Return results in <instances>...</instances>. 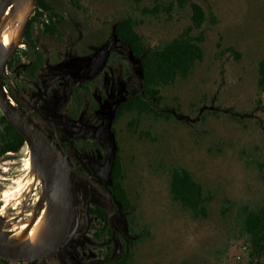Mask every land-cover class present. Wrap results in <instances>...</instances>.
<instances>
[{"label": "rangeland", "instance_id": "obj_1", "mask_svg": "<svg viewBox=\"0 0 264 264\" xmlns=\"http://www.w3.org/2000/svg\"><path fill=\"white\" fill-rule=\"evenodd\" d=\"M51 1L65 15H84L77 16L80 27L61 28L53 38L43 32L41 21L34 23L33 32L48 55L58 52L61 63L79 56L83 46L78 38L85 25L88 44L101 49V60L87 63L92 81L70 97L68 121L76 125L62 121L61 128L67 139L76 137L77 157L93 170L107 171L114 155L122 157L130 206L113 221L134 242L128 264H264V242L253 252L245 229L249 213L264 204V86L259 83L264 0H97L85 3L84 13L72 9L68 0ZM193 4L205 11V21L191 31L202 40V61L188 78L160 87V102L151 100L159 115L132 112L114 123L111 107L142 87L140 61L126 44L110 40L115 24L132 17L148 46H162L192 28ZM36 11L41 9L35 0L33 14ZM20 47L29 55L20 53L17 67L35 58L23 41ZM5 76L6 89L14 86L29 112L35 111V101L45 89L27 73L12 81L6 68ZM79 81L76 76L64 78L49 93L58 95L64 85V95H69ZM36 124L57 140L51 126ZM180 167L203 186L206 216L196 217L172 198L171 171ZM49 191L27 144L0 156V240L9 242L10 233L3 229L43 217L50 205ZM114 208L108 200L107 215ZM92 220L87 238L94 239V230L105 223ZM95 243L77 246L75 257L68 245L58 256L89 261L105 254L108 244L117 258V250L122 253L126 246L109 236L103 244Z\"/></svg>", "mask_w": 264, "mask_h": 264}, {"label": "trees", "instance_id": "obj_2", "mask_svg": "<svg viewBox=\"0 0 264 264\" xmlns=\"http://www.w3.org/2000/svg\"><path fill=\"white\" fill-rule=\"evenodd\" d=\"M95 1L97 0H68L72 9L78 12L81 11L82 13L85 11V3ZM131 1L140 3L142 0ZM36 3L42 11H36L31 15L23 38V44L33 50L35 58L32 62L17 67L15 66V61L19 54L24 53L28 56L29 52L21 47L16 49L7 63V69L12 74V81L18 80L22 73H27L35 77V82L47 91L54 89L58 81L62 80L66 75H71L83 81L81 87L76 92L85 90L86 85L92 81V76L88 75L89 68L87 67V63L92 61L93 64H97L102 56L101 53L98 54L100 49L92 48V44H88L85 38V33H87L86 25L78 38V42L82 43L83 46L79 50V56L68 58L66 63L60 62L59 59H62V57L58 52L52 57L48 55L47 49H43L41 45L40 37L36 36L33 32V25L39 20L43 24V32L51 36V38L56 37L60 34L61 28H71L74 30L80 27V21L77 16L84 14L65 15L61 11L56 10L51 0H36ZM193 10L192 28L162 46H148L143 40L142 35L136 30L135 21L132 17H124L115 24L114 35L110 40L117 38L123 44H126L132 57L140 61L142 87L140 92L133 94L131 97L119 99L111 107L112 121L114 123L119 121L125 114L132 112L143 114L151 111L159 115L156 109L152 108L150 101L153 99L158 103L160 102V87L172 83L178 77L188 78L197 63L202 61L204 56L201 45L202 40L197 36H192L191 31L199 28L205 21V11L199 4H193ZM72 30L68 33L73 34ZM62 36L64 35L62 34ZM67 43L69 46L71 41H67ZM259 74V83L264 86V59L259 63ZM4 82L7 85V76H4ZM8 90L21 108L25 110L26 105L21 100L14 86L8 84ZM59 105L64 108L67 107L68 104L65 103V98L60 100ZM43 113L45 116L53 115L48 111H43ZM53 116L56 119L62 118L59 115ZM24 145L25 140L23 136L2 114L0 117V156L7 152H16ZM111 173L113 193L123 204L124 210H128L130 201L124 187L125 173L123 171L122 157L119 153L114 158ZM170 192L175 201L179 202L186 209L191 210L196 217L207 215V199L204 195L203 186L192 177L187 169L180 167L174 168L171 171ZM97 210L102 215L101 210L99 208ZM245 229L251 237L253 252L259 251L264 242V204L258 210L249 213L246 218ZM110 233H114V231L109 226V235ZM126 237L124 255L118 261L109 255V264H128L132 251L127 250V245L132 248L134 242L130 238V234L127 233Z\"/></svg>", "mask_w": 264, "mask_h": 264}, {"label": "flooded vegetation", "instance_id": "obj_3", "mask_svg": "<svg viewBox=\"0 0 264 264\" xmlns=\"http://www.w3.org/2000/svg\"><path fill=\"white\" fill-rule=\"evenodd\" d=\"M100 51L101 49L99 50L98 54H100ZM4 76H5V72H4ZM71 77H72L71 75H66L64 78L68 79ZM79 82H80L79 86L75 88L73 92H70L69 95H64L65 93L64 85H61V90L58 95L56 94L53 96L50 95L49 92L52 93L54 89H52L51 91H49L50 89L47 91L42 90V92L44 91L45 96L42 94V96H39V98L35 101L36 109L33 112H29L27 105L21 99L26 105V109L25 110L22 109L19 103L17 102V100L14 98V96L9 92V94L11 95L13 100L18 104L21 110H23L26 114H28L27 116L35 124L40 122L47 124L51 126V128H53L57 140L49 137L46 133L45 134L55 142V144L58 146V148L62 151L63 154L68 156V159L71 162V164L75 165L77 163H84L88 167V169H86L83 166H77L71 172V180H72V185L74 189V198H75V213L71 225L72 237L58 252L46 257L45 259L34 260V261L26 262L25 264H109L108 262L109 255L110 257L114 258L116 253H114V251L109 250L108 244L105 245V249H106L105 254L89 261H83L80 260V258L73 259L66 256L59 257L58 254L62 252V250H64L69 245L71 246V248H73L74 251L72 252V254L75 257L78 255L77 246H84L87 243V241H95L96 242L95 245H97V243L103 244L104 239L109 236L112 242L123 241L125 243V239L127 238L124 231L120 228L119 224L114 223L113 221V216L116 213H118L121 209L124 211V208L121 201L117 199L115 194L113 193V180H110V177H112L111 171L109 173L108 171L93 170L91 165L84 162L81 158L77 157L76 155L77 139H75L76 137L74 138V140L72 139L69 140L65 137V135H63L62 132V128H61L62 126L61 124H63L61 123L62 121L70 122L69 124L76 125L74 121L72 123V121H68V120H70L69 115L71 114V110H69L70 97L73 96L74 94L76 95L77 93L76 90L81 87L83 81L80 80ZM58 83H60V81H58ZM5 88H6V84H5ZM54 88H56V86ZM63 98H65V103L68 104L67 107L65 108L59 105L60 100ZM73 110L77 111L78 113H81L80 111L76 110L75 107ZM43 111H48L50 114H53L55 116L56 115L62 116V118L56 119L53 115L45 116ZM80 117L83 118L82 114ZM60 134H62V136H60ZM108 200H111V204L115 206V208L110 211L109 215H107ZM98 208L101 210L102 215L97 210ZM92 218L98 220L101 223H105L99 230L97 229L94 230L92 235L94 239H92L91 237L87 238L88 231L92 229V222H93ZM110 221H112L115 227L111 224ZM109 226L114 231V233H110V235H109ZM127 250H129L128 245H127ZM117 255L118 257L116 258V260L118 261L124 255V250L122 253H119L117 250ZM22 263L24 262H12L0 258V264H22Z\"/></svg>", "mask_w": 264, "mask_h": 264}, {"label": "water", "instance_id": "obj_4", "mask_svg": "<svg viewBox=\"0 0 264 264\" xmlns=\"http://www.w3.org/2000/svg\"><path fill=\"white\" fill-rule=\"evenodd\" d=\"M3 1L0 0V13L2 12ZM9 59L8 57L4 58L0 64V110L29 146L50 187L60 215V233L48 246L31 250H18L0 245V258L13 262H30L45 259L58 252L72 237L71 225L75 213V198L71 172L77 166H83L86 169L88 167L84 163L71 164L68 156L62 153L55 142L21 110L16 102L12 101L3 79ZM114 158L109 170H107L109 173ZM110 222L115 227L112 221Z\"/></svg>", "mask_w": 264, "mask_h": 264}, {"label": "bare ground", "instance_id": "obj_5", "mask_svg": "<svg viewBox=\"0 0 264 264\" xmlns=\"http://www.w3.org/2000/svg\"><path fill=\"white\" fill-rule=\"evenodd\" d=\"M34 9L35 0H4L2 2V12L0 13V64L4 58L11 57L15 50L22 45L27 22ZM12 101H14L13 98ZM30 159L34 166L40 167L31 151ZM47 193L49 194L50 205L47 212L45 211L46 214L40 218L35 217L36 219L26 225L3 229L10 233V238L9 242L0 240V245L18 250H31L48 246L58 236L60 233L58 206L51 190Z\"/></svg>", "mask_w": 264, "mask_h": 264}]
</instances>
